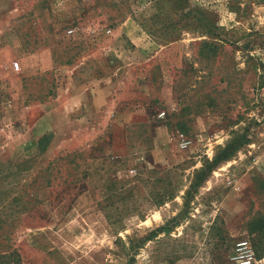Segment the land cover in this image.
<instances>
[{
    "label": "rangeland",
    "instance_id": "obj_1",
    "mask_svg": "<svg viewBox=\"0 0 264 264\" xmlns=\"http://www.w3.org/2000/svg\"><path fill=\"white\" fill-rule=\"evenodd\" d=\"M241 243L264 264V0H0V252L238 264Z\"/></svg>",
    "mask_w": 264,
    "mask_h": 264
},
{
    "label": "built area",
    "instance_id": "obj_2",
    "mask_svg": "<svg viewBox=\"0 0 264 264\" xmlns=\"http://www.w3.org/2000/svg\"><path fill=\"white\" fill-rule=\"evenodd\" d=\"M20 69L18 63H13L12 65V70L18 71ZM179 141L181 147H186L189 142L183 137L182 134L179 135ZM239 251L242 253L241 257L238 260V264H252V261L254 260L253 258V253L251 250L248 248V246L245 243L238 244Z\"/></svg>",
    "mask_w": 264,
    "mask_h": 264
},
{
    "label": "trees",
    "instance_id": "obj_3",
    "mask_svg": "<svg viewBox=\"0 0 264 264\" xmlns=\"http://www.w3.org/2000/svg\"><path fill=\"white\" fill-rule=\"evenodd\" d=\"M19 256L16 251L0 252V264H17Z\"/></svg>",
    "mask_w": 264,
    "mask_h": 264
},
{
    "label": "crops",
    "instance_id": "obj_4",
    "mask_svg": "<svg viewBox=\"0 0 264 264\" xmlns=\"http://www.w3.org/2000/svg\"><path fill=\"white\" fill-rule=\"evenodd\" d=\"M78 101L77 102H79V104H81V103H86V102H88V103H91V106L92 107H95V106H97L98 105V103H99V101H98V99H97V97H92L90 100L88 99V97L86 96H80V97H78V99H77ZM90 101V102H89ZM96 108V107H95ZM94 109V108H93Z\"/></svg>",
    "mask_w": 264,
    "mask_h": 264
}]
</instances>
